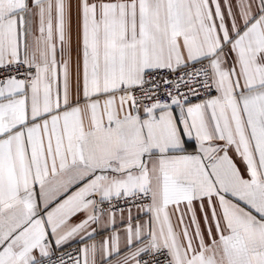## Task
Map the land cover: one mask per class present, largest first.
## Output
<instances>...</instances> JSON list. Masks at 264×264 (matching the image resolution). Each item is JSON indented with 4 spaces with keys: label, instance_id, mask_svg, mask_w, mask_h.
<instances>
[{
    "label": "snow or ice",
    "instance_id": "snow-or-ice-1",
    "mask_svg": "<svg viewBox=\"0 0 264 264\" xmlns=\"http://www.w3.org/2000/svg\"><path fill=\"white\" fill-rule=\"evenodd\" d=\"M0 264H264V0H0Z\"/></svg>",
    "mask_w": 264,
    "mask_h": 264
},
{
    "label": "crops",
    "instance_id": "crops-1",
    "mask_svg": "<svg viewBox=\"0 0 264 264\" xmlns=\"http://www.w3.org/2000/svg\"><path fill=\"white\" fill-rule=\"evenodd\" d=\"M73 59H75V53H73Z\"/></svg>",
    "mask_w": 264,
    "mask_h": 264
}]
</instances>
